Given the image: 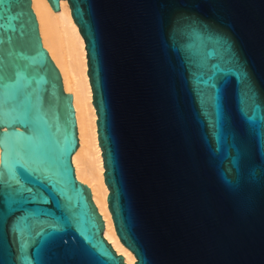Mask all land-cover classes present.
<instances>
[{"label":"water","instance_id":"95a60500","mask_svg":"<svg viewBox=\"0 0 264 264\" xmlns=\"http://www.w3.org/2000/svg\"><path fill=\"white\" fill-rule=\"evenodd\" d=\"M67 1L135 264H264V0ZM78 146L31 0H0V264H127Z\"/></svg>","mask_w":264,"mask_h":264},{"label":"bare ground","instance_id":"6f19581e","mask_svg":"<svg viewBox=\"0 0 264 264\" xmlns=\"http://www.w3.org/2000/svg\"><path fill=\"white\" fill-rule=\"evenodd\" d=\"M43 45L58 67L66 92L73 94L79 146L73 155L76 175L91 189L92 198L104 219V235L127 264L135 254L119 238L108 207L109 187L105 182L104 159L98 139L97 111L88 75L86 43L67 0L54 10L48 0H31ZM1 153V148H0Z\"/></svg>","mask_w":264,"mask_h":264}]
</instances>
